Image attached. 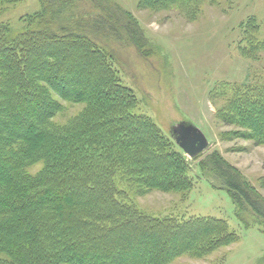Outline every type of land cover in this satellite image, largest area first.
Masks as SVG:
<instances>
[{"label":"trees","instance_id":"obj_1","mask_svg":"<svg viewBox=\"0 0 264 264\" xmlns=\"http://www.w3.org/2000/svg\"><path fill=\"white\" fill-rule=\"evenodd\" d=\"M206 1L139 7L195 14ZM149 40L112 0H41L22 29L0 25V264H171L238 241L225 220L153 217L130 199L132 188L142 196L195 186L188 157L151 118L134 114L137 97L115 68L111 42L148 58ZM263 92L258 84L234 88L222 113L261 142ZM56 96L83 106L62 126ZM200 169L228 190L247 226L244 215L264 231V197L236 167L214 153Z\"/></svg>","mask_w":264,"mask_h":264},{"label":"rangeland","instance_id":"obj_2","mask_svg":"<svg viewBox=\"0 0 264 264\" xmlns=\"http://www.w3.org/2000/svg\"><path fill=\"white\" fill-rule=\"evenodd\" d=\"M112 1L138 20L154 52L145 58L133 45L111 42L122 84L133 89L137 97L134 114L151 118L170 138L173 126L191 122L209 141L201 156L188 158L195 180L192 190H153L138 196L132 188L130 199L153 217L225 220L239 237L231 246L202 259L183 256L171 264H262L264 231L253 223L254 218L244 215L246 225L228 190L211 175H204L200 163L218 154L264 197V142L252 139L246 127L222 117L227 110L225 95L234 88L258 84L264 89V0H208L195 14L179 5L160 11L140 8V0ZM40 9L41 0L0 4V25L22 29ZM244 49L252 53L246 57ZM57 99L65 108L55 119L61 126L83 108ZM40 168L34 166L30 172L35 174Z\"/></svg>","mask_w":264,"mask_h":264},{"label":"water","instance_id":"obj_3","mask_svg":"<svg viewBox=\"0 0 264 264\" xmlns=\"http://www.w3.org/2000/svg\"><path fill=\"white\" fill-rule=\"evenodd\" d=\"M171 139L189 159L196 158L209 147L206 135L191 122H182L173 126Z\"/></svg>","mask_w":264,"mask_h":264}]
</instances>
